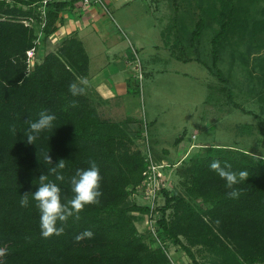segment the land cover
<instances>
[{
  "label": "trees",
  "instance_id": "trees-1",
  "mask_svg": "<svg viewBox=\"0 0 264 264\" xmlns=\"http://www.w3.org/2000/svg\"><path fill=\"white\" fill-rule=\"evenodd\" d=\"M43 1L0 0V264H170L164 250L151 247L148 235L138 231L136 222L141 218L132 215L148 211L130 198L147 168L143 152L133 148L146 123L132 117L122 122L103 118L84 85L83 94L72 95L69 85L88 77L90 63L76 34L45 54L28 73L27 52L39 47L40 34L47 38L55 33L61 12L80 0H51L46 5ZM198 3L199 20L184 27L186 41L177 35L175 58L206 64L198 57H185L182 49L186 42H198L206 27L213 29L214 60L225 41L235 49L247 45L249 55L264 50V0ZM260 69L264 86V62ZM42 110L54 113L56 119L29 143L27 122L38 119ZM181 141L182 137L177 143ZM46 153L53 164L64 159L65 167L58 170L63 181L47 173L51 165L44 159ZM213 160L248 171L249 177L237 186L242 189L238 198L226 195L224 180L209 168ZM91 161L103 177L100 203L85 206L78 219H69L61 235L43 237L39 210L31 200L39 176L48 174L70 198V178ZM177 174L186 193L163 190L158 228L162 241L181 245L193 264H200L192 250L196 246L219 256L223 264H263L264 157L212 146ZM25 192H29L28 207L20 205ZM89 228L92 238L75 240L77 233Z\"/></svg>",
  "mask_w": 264,
  "mask_h": 264
},
{
  "label": "rangeland",
  "instance_id": "rangeland-1",
  "mask_svg": "<svg viewBox=\"0 0 264 264\" xmlns=\"http://www.w3.org/2000/svg\"><path fill=\"white\" fill-rule=\"evenodd\" d=\"M198 1L137 0L121 7V11H110L123 28L119 34L120 39L126 41L124 47L128 49L133 45L141 49L143 45L144 48L139 55L143 79L139 80L140 72H131L136 94H133V103L128 106L125 117L130 114L144 120L146 116L150 122L147 121L150 125L147 132L155 157L166 159L171 165L165 189L183 195L186 192L181 185L183 178L177 174L178 169L208 147L225 146L264 157V101L261 100L264 86L259 80L264 50L249 55L247 45L235 49L233 43L225 41L220 46L217 60H214L213 29L206 27L198 42L193 45L186 42L182 48L185 57H198L206 64L196 60L184 62L174 57L178 53L174 49L177 35L180 41H184L187 37L184 27H191L199 20ZM119 12L126 25L121 23ZM212 27L218 26L214 24ZM45 44L48 46L52 41L40 34V59L54 49ZM100 114L105 119L122 122L118 121L121 116L117 118L105 109H101ZM131 134L136 137L134 128ZM144 134L145 130L135 139L133 148L141 149ZM180 137L182 141L178 144ZM137 201L144 204L140 199ZM197 203L201 204L200 200ZM164 204L162 193L159 206ZM132 215L141 218L136 222L137 229L149 237L146 215L138 212ZM181 239L187 244L184 238ZM147 242L155 249L161 248L148 239ZM167 248L173 258L184 264H193L181 245L169 241ZM192 250L200 264H223L219 256L203 247H192Z\"/></svg>",
  "mask_w": 264,
  "mask_h": 264
},
{
  "label": "crops",
  "instance_id": "crops-1",
  "mask_svg": "<svg viewBox=\"0 0 264 264\" xmlns=\"http://www.w3.org/2000/svg\"><path fill=\"white\" fill-rule=\"evenodd\" d=\"M134 1L137 0H103V4L93 3L89 6L78 1L73 7L61 12L56 32L48 37L52 44L45 45L54 48L52 52L56 51L63 40L76 34L90 59L89 75L84 79V86L88 95L95 96L93 99L99 112L105 109L117 118L121 116L118 121L132 117L147 123L146 116L144 120L130 114L125 117L134 96L131 89L134 91L135 82L130 76L131 72H142L139 55L140 50L144 49L143 45L141 49L133 45L126 49V41L121 40L119 34L123 32V28L110 14L111 9L121 11V7ZM118 17L126 25L120 12Z\"/></svg>",
  "mask_w": 264,
  "mask_h": 264
},
{
  "label": "clouds",
  "instance_id": "clouds-1",
  "mask_svg": "<svg viewBox=\"0 0 264 264\" xmlns=\"http://www.w3.org/2000/svg\"><path fill=\"white\" fill-rule=\"evenodd\" d=\"M84 84H86V80L83 78L79 83L72 82L69 85V91L74 96L83 94L85 91ZM55 119L54 113L42 110L38 119L28 121V142L32 143L43 130L51 128ZM44 159L51 165L47 173L55 174L56 180L63 181L64 176L58 170L65 167L64 159L53 164L52 157L48 153L44 155ZM209 168L224 180L225 187L229 190L226 195L229 198H238L242 189L237 186L249 177L248 171L233 169L231 164L222 163L219 160L211 161ZM102 179L101 170L95 161H91L87 168H78L70 178L72 195L69 198L62 194V188L58 183L49 179L48 174L42 173L39 176V186L34 192H31V200L36 202V207L39 210L41 235L45 238L53 234L61 235L65 231V225L69 219H78L79 213L85 206L100 203V198L103 195L101 190ZM29 204V192H25L21 195L20 205L28 207ZM93 236L92 229H84L75 235V240L79 242Z\"/></svg>",
  "mask_w": 264,
  "mask_h": 264
},
{
  "label": "built area",
  "instance_id": "built-area-1",
  "mask_svg": "<svg viewBox=\"0 0 264 264\" xmlns=\"http://www.w3.org/2000/svg\"><path fill=\"white\" fill-rule=\"evenodd\" d=\"M51 0H44L43 4L46 5ZM84 6H89L93 3L103 4V0H80ZM39 43V41H38ZM38 48H33L27 52V64L28 73H30L35 65L40 61L38 57ZM139 79H143V74L141 70L139 71ZM147 124V123H146ZM145 124V134L141 139V151L144 154L145 161L147 163V168L143 172V181L141 185L131 189L130 198L139 206H145L148 211L145 213L146 220L145 225L147 231L150 232L149 241L153 245L161 247L169 258L170 264H184L180 260L173 258V255L167 248L169 241L163 242L159 237V221L162 219L163 215L160 212L161 206H159V201L162 196L163 190L166 188V175L168 173V168L171 167L166 161H158L152 149L150 142V136L147 132L148 125ZM138 199L144 201V204L137 201Z\"/></svg>",
  "mask_w": 264,
  "mask_h": 264
}]
</instances>
